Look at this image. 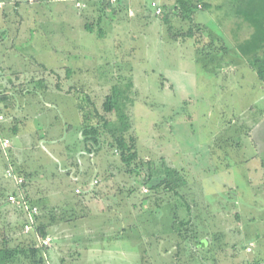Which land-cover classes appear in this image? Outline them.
Masks as SVG:
<instances>
[{
    "label": "rangeland",
    "instance_id": "1",
    "mask_svg": "<svg viewBox=\"0 0 264 264\" xmlns=\"http://www.w3.org/2000/svg\"><path fill=\"white\" fill-rule=\"evenodd\" d=\"M144 1L150 6L151 0ZM210 1L211 7L236 2L215 0L213 5ZM166 2L170 32L169 27L161 29L158 20L146 27L136 20L131 27L125 18L129 14L109 8L102 0H81V7L73 0H0L4 4L0 8L2 69L14 83L47 84L55 93L40 98V114L31 124L46 137L50 128L44 120H52L57 142L35 148L38 162L33 164L42 167L40 176L45 174L50 182L61 175L60 164L45 151L67 154L68 164L84 173L79 189L87 190L89 184L91 196L99 194L117 208L112 212L107 207L101 218L93 212L86 217L80 208L68 217L67 212H53L46 205L44 221L81 231L109 227L125 232L119 240L111 237L102 242L115 257L101 264H206L215 255L222 264L264 262V81L250 65L264 51V11L249 19L252 33L240 48L232 43L241 40L235 38L239 32L233 35V28L227 26L225 35H219L228 52L217 49L202 56L205 52L170 43L173 35L183 38L182 21L189 19L190 12L182 6H191L190 1L171 6L172 1ZM235 6L264 8V0H244ZM211 7L198 11L195 18L216 33L211 21L217 12ZM117 11L123 14L121 24L113 16ZM107 14L109 20L103 21ZM163 15L157 17L161 22ZM175 15L180 19L174 20ZM80 20L92 27L91 33L78 28ZM201 33L207 43L211 41L208 30ZM76 65L86 69L68 74V68ZM114 86L129 90L131 100L126 102L131 123L126 136L136 138L138 159L130 168L110 145L113 139L108 132L100 131L98 145L84 135L85 129L100 127V117L105 116L102 105ZM106 117L115 121L117 115ZM88 142L94 154L83 163L77 154ZM29 172L31 177L38 173L36 168ZM150 175L158 183L167 175L170 184L152 189V183L143 182ZM145 187L150 190L147 194ZM123 190L137 199L133 214L127 212ZM79 194L75 193L76 201L87 204ZM11 218H0V248L33 242L22 233L19 214L14 212ZM62 236L64 241L57 236L62 241L56 248L58 264H83L79 248H70L66 232ZM204 240L210 247L201 246Z\"/></svg>",
    "mask_w": 264,
    "mask_h": 264
},
{
    "label": "crops",
    "instance_id": "2",
    "mask_svg": "<svg viewBox=\"0 0 264 264\" xmlns=\"http://www.w3.org/2000/svg\"><path fill=\"white\" fill-rule=\"evenodd\" d=\"M152 1L159 2L160 6L163 8L164 10L163 22H161L160 19L154 15L153 10L151 9L150 6L147 5V3L144 0H118L117 3L114 4L110 3V6L108 5V7L109 8L118 7L120 11L122 10L125 11V14H129L130 16L129 15L125 16V18H127L130 21L127 24H130L131 27H132V23L134 24V21L136 20H138L140 24L145 27L152 25L153 21L155 22L156 20H158L161 23V29H163L164 27L170 28L171 26L170 25L167 26V24H170L172 20L169 19L168 17L169 10L167 9L166 6L167 5L166 0H151V2ZM169 1H172L168 3L171 6L175 1H179V0H169ZM235 1L236 2L234 4H230V6L216 5L211 7L210 0H198L197 4H202V5L197 6V9L193 8V6H182L185 12L187 11L190 12L189 19L185 21L180 20L184 22L182 24V31H181L183 38H181V40L175 39V36L173 35L172 38L170 39V43L175 42L174 45L180 46L182 48L190 47V49H192L195 53L197 52L198 54L200 53L202 54L203 52L204 54L205 52V55L202 56H206V55L210 56L211 52H207V51H213V50L216 51V49L211 45V43L221 44L222 47L227 46L228 48L226 40L223 37H221V35L219 34L220 32H223L222 35H225L224 29L227 26H231L233 28V35H235L236 31L239 32V34H236L237 36L235 38H241V40L237 39L235 43H234V39L232 40V43L235 45V48L237 50L238 48L241 47V44L246 43L249 40V37L251 36L252 32L250 31L251 24L249 23V19L251 18V16L257 19L258 18L257 11H264V8L262 7L252 8V6H235L238 3H242L244 0H235ZM228 2L226 4H229ZM215 4L216 1L213 0V5ZM208 7H211V9H214L215 12H217L214 15H212L213 19L211 21V23L216 26V30H217L216 33H212L209 30V28L205 25V23L198 22L197 19L195 18V14L198 11L206 10ZM177 10H178V6H175V8H173V11H177ZM106 16L108 18L107 19L104 18L103 21L109 20V14H107ZM113 16L117 20L116 21L117 24H121V22L124 19L123 14L119 13L118 11L117 14ZM175 16L176 19L174 20H178V18L180 19V16L178 15ZM131 17H134V19ZM81 23L82 22L80 20L78 28L81 30H86L88 32L89 30L87 29L86 24H81ZM83 25L86 29H84ZM203 28L209 31L211 41H208V43L205 38L206 35L204 36L201 33V30ZM161 29L160 31H162ZM171 30L172 29L170 28L169 32ZM245 32L247 33L246 35L247 37H245ZM59 33L60 31L58 29L57 34ZM89 33L91 32L89 31ZM196 39L200 42V44H196ZM247 46L248 45L245 44V47ZM58 51H60V48L58 49ZM184 58L185 57L182 54L180 60L184 62ZM197 58L198 57H196L195 59L193 58L194 62L197 61ZM232 64L233 62L229 63L228 65H232ZM84 66L85 65L82 66L76 65L73 68L70 69L68 68L67 73L73 75H76L77 73L79 74L86 69V67ZM216 67L218 66H215V68ZM224 67L226 69H232L226 66ZM49 87L47 84L45 85L34 81L27 82L26 84L24 82L14 83L12 82V79L9 77L7 72L4 69H2V65H0V90L4 92L3 101L5 103V109L11 119L8 123L3 124L2 130H3V135L9 137L12 142L9 158H5L4 155L0 153V218H2L3 216V218L6 217L7 219L12 220L11 214L17 212L19 214L20 220H22V233H23V225L25 223L24 214L8 202V196L13 193H17L18 191L16 184L11 179L7 178L6 175V171L11 165L18 175L25 178L26 184L23 187V191L26 193L31 203L39 208V216L37 222L38 223L42 222L43 224H45L48 227L47 229L49 232L48 236L52 237L53 242L47 252L49 264H58L59 253L57 252L58 250H56V248L58 246L57 243H59L60 240L64 241L62 236L64 232H66L69 236L68 241L69 240L72 241L70 243V248L71 249L75 248L74 247L75 245L79 248V252L81 253L80 258H82L81 261L83 262V264H101L102 262L106 263V261H109L110 259L115 257V254L113 253L112 250L105 248V243L102 242L110 240L111 237L115 238L116 240H119L120 236L124 235L125 232L118 231L115 228L109 229V227L106 228L105 230H102L101 228H97V229L91 228L89 230L88 228H83V231H81L78 228L75 229L71 228L70 226L64 225L58 221L56 223H53V226L47 225L46 224L47 221H44V217H45L44 214H46L45 212H47L46 205L52 206L53 212L59 213L60 209L63 212H67L68 217L72 216L75 213V211H77V209L79 208L81 209V211H83L86 214V217H91L90 216L91 212H93V213H98V216L100 218L103 216V213L105 211H109L107 207H110L112 212H115L114 209H117L115 207L110 206V203H107L105 198H103L99 194L95 193L94 195L91 196L90 190L92 188L90 187L92 186H89V184L87 185L88 186L87 190L85 189L86 187L85 185L83 190L79 189V185H80L79 183H82L84 180V173L82 172V170L78 169L79 167H73L72 165L68 164L71 162L70 161L71 159L67 154H62L60 151L56 152L54 150H51V152L54 154L53 156L50 151L48 150L45 151L47 154H49V157L51 158L53 157L55 161H57L60 164L59 173L61 175L55 176L56 180H51L50 182L48 181V179H44L45 174L40 176L41 175L40 173L42 172L41 171L42 167L39 164H37V166L33 164L34 162L35 163L38 162V159H36V155H33L34 153L38 154L36 152L37 149L35 148L41 147L44 149V146H48V144L51 143L55 144L57 142L56 137H54L53 135L54 123L52 122V120H47V121L44 120V122L47 124L46 127L50 128V130L52 128L51 131L50 130L48 131L46 137H42L39 133H37L38 129H36V127L31 124L40 114V108H39L41 107L40 98H43V95L53 96V94H55L52 93L53 90H51ZM47 104L48 107H51L50 103ZM75 115H77L78 118L81 119V115L79 114L78 110L75 112ZM14 136L16 137V139L14 138ZM80 150L77 156L78 159L83 163H85L84 161L86 159V156L87 157L93 156L92 153L89 152L86 145L84 149L82 148ZM28 153H31L32 155ZM56 154L61 161H59V159L56 157ZM81 158L83 159V161L81 160ZM84 167H86V164L82 166V169H85ZM32 168H36V171L38 172L37 175L35 174V176L33 177H31L29 172V170ZM62 173H65L66 175L65 174L63 175ZM34 180H36L35 186H37V188H35V190L33 191L31 188L34 185ZM55 182H57V184ZM97 185L98 186L95 185L96 186L95 188L98 187L99 189L100 183ZM77 190H80L79 193L81 195L80 194L79 195L83 196L82 197L84 199L83 201L84 203L87 204L82 205L79 203V201H76L75 193ZM124 194H126V196ZM122 196L124 197L123 202L128 203V204L126 203L129 209L127 210V212L133 214L134 210L137 209L135 205L137 199L133 195L130 196L126 190H123ZM91 201L93 203H91ZM12 217L16 221L18 220L16 216L12 215ZM121 220H123V217L121 218ZM111 223H114V221L110 222L109 224ZM55 227H59V228L56 229ZM74 230L81 232H73ZM57 236L60 238L59 241ZM72 236H75L74 240H72ZM97 237H100V239L98 240ZM80 238L83 241L79 242ZM81 245H83V247H81ZM126 254L127 253H124L125 256ZM258 261L260 262L259 264H264L262 260L261 261L258 260Z\"/></svg>",
    "mask_w": 264,
    "mask_h": 264
},
{
    "label": "trees",
    "instance_id": "3",
    "mask_svg": "<svg viewBox=\"0 0 264 264\" xmlns=\"http://www.w3.org/2000/svg\"><path fill=\"white\" fill-rule=\"evenodd\" d=\"M180 1V0H179ZM191 6L197 9V1L189 0ZM107 5L110 6V2H106ZM89 31H92L91 26H87ZM196 44H200V42L196 39ZM211 45L217 50L220 51H227V46H221V44H214ZM224 45V44H222ZM250 65L257 70L258 77L264 81V51L261 55L253 57L250 62ZM129 90H123L117 86L113 87L112 93L108 95L102 105V110L105 116H101L100 120V127H92L89 129H85L84 135L85 138L90 137L92 139L94 145L99 144L100 140V131L102 133L108 132L109 135L112 136V143L110 144L113 148H115V152L120 155L122 162L127 166L131 167L132 164L138 159V152L136 151V138L132 135L129 136L127 139L126 133L129 132L131 129V123L129 122V115L126 113V102H131L130 98L128 97ZM4 99V98H3ZM116 114V120H110L106 117L107 114ZM100 116V114L98 113ZM85 121V120H84ZM87 121V120H86ZM85 121V122H86ZM84 122V123H85ZM105 129V130H104ZM104 132V133H105ZM92 136V137H91ZM86 142V141H85ZM89 142L87 144V148L89 151H92L89 148ZM92 154H94L92 152ZM172 171V169H171ZM173 172V171H172ZM175 173V172H173ZM170 176V172L167 173ZM176 174V173H175ZM169 177L164 176L163 180L158 183V181H153V177L151 175L148 178H144V184H150L152 189H156L160 185L170 184ZM149 189V188H148ZM150 191V190H149ZM39 216V215H38ZM37 216V220H38ZM54 218V217H53ZM24 226V225H23ZM48 227L43 224L42 222L36 223L32 233L29 234V237L32 238L33 242H25L24 244H18L14 247L4 246L0 248V264H49L47 252L49 248H42L39 247L37 242V236L45 238L49 235ZM201 246H208L207 240L200 242ZM215 257L207 258L206 264L215 263V264H222L218 261ZM260 262L257 260L254 264H259Z\"/></svg>",
    "mask_w": 264,
    "mask_h": 264
},
{
    "label": "built area",
    "instance_id": "4",
    "mask_svg": "<svg viewBox=\"0 0 264 264\" xmlns=\"http://www.w3.org/2000/svg\"><path fill=\"white\" fill-rule=\"evenodd\" d=\"M29 1H33V0H29ZM73 1H75L76 7L82 6L80 0L78 1L73 0ZM102 1L110 2L111 4L118 2V0H102ZM3 5L4 4L0 3V8H3ZM150 7L153 10L154 15L156 17L162 16V14L164 13L163 8L160 6L159 2L157 1H152L150 3ZM3 97H4V92L0 90V153L4 155L5 158H9L12 142L9 137L3 135L2 126L3 124L8 123L11 119L5 109V103L3 101ZM6 175L7 178L11 179L18 188L17 193H13L8 196V202L24 214L25 223L23 226V231L25 234L29 235L33 231V228L37 222V216L39 215V208L31 203L30 199L23 191V187L26 184L25 178L18 175L11 165L7 169ZM95 183L97 184L98 182L95 181ZM143 191L145 194L149 193V189L146 187L143 188ZM76 192L79 193L80 190H77ZM37 242L39 247L47 249L51 246L53 240L51 236H47L45 238L37 236ZM248 251H251V249L249 248ZM209 264H215V263H209Z\"/></svg>",
    "mask_w": 264,
    "mask_h": 264
}]
</instances>
